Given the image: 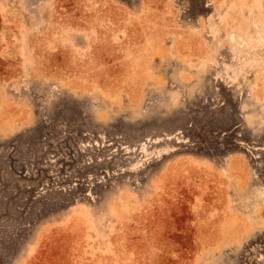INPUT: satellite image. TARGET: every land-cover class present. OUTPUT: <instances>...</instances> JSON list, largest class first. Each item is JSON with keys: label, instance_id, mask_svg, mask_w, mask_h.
Wrapping results in <instances>:
<instances>
[{"label": "rangeland", "instance_id": "1", "mask_svg": "<svg viewBox=\"0 0 264 264\" xmlns=\"http://www.w3.org/2000/svg\"><path fill=\"white\" fill-rule=\"evenodd\" d=\"M0 264H264V0H0Z\"/></svg>", "mask_w": 264, "mask_h": 264}]
</instances>
